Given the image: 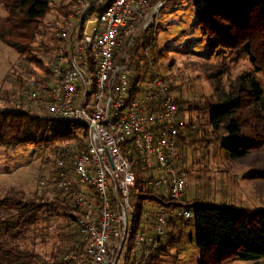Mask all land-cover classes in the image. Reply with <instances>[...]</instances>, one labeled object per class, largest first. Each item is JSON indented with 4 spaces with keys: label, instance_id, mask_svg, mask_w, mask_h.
Masks as SVG:
<instances>
[{
    "label": "built area",
    "instance_id": "1",
    "mask_svg": "<svg viewBox=\"0 0 264 264\" xmlns=\"http://www.w3.org/2000/svg\"><path fill=\"white\" fill-rule=\"evenodd\" d=\"M169 0H74L55 27L52 80L21 98L31 117L84 126L87 137L61 148L50 186L76 216L81 248L72 264H148L171 218L192 220L190 181L180 165L172 83L150 55ZM149 44L144 48V38ZM147 61L149 67H144ZM144 187L161 201H143ZM168 201L171 205H167Z\"/></svg>",
    "mask_w": 264,
    "mask_h": 264
},
{
    "label": "trees",
    "instance_id": "2",
    "mask_svg": "<svg viewBox=\"0 0 264 264\" xmlns=\"http://www.w3.org/2000/svg\"><path fill=\"white\" fill-rule=\"evenodd\" d=\"M55 1L0 0V6L7 13L0 21V40L16 49L21 59L31 61L43 71L44 76L37 75L36 69L20 62L25 72L35 79L34 90L38 89L39 84L45 85L53 78L50 66L54 52L47 45L57 43L55 27L67 21L74 4V0H58L57 4ZM194 3L197 5V24L202 39L206 41L208 56L244 51L253 70L264 72V0H194ZM52 10L57 12V16L49 22L46 17ZM48 34L51 36L40 45L44 54L50 52L45 62L38 54H34V44L37 37L43 38ZM148 44L149 39L145 37L144 48ZM152 51L157 63L161 51L157 50L155 44L151 46ZM144 67H149L147 61H144ZM226 71L218 69L216 75L212 74L213 94H202L200 102L186 97L181 83H172L179 106L180 165L190 175L195 171V163H198L197 166L201 163L198 157L202 159L211 149H217L223 151L226 160L231 162L226 170L240 164L251 170L253 178L264 182V89L252 71L242 72L225 85L221 74ZM177 77L172 74L170 78L176 81ZM17 85L19 90L30 91L22 75L17 77ZM17 93L19 91L12 90V93L5 92V97L0 95V144L17 146L31 143L41 146L62 140L63 144L57 152L60 156L64 145L83 143L87 137L84 126L60 122L53 124V121L31 117L23 110L2 112L3 106L16 107L13 103L18 101ZM3 101L6 103L2 104ZM197 153L199 161L195 158ZM200 166L201 173L197 176L192 199L187 194L181 204L176 203L180 206L190 202L188 207L193 211V219H169L167 233L156 252L149 255L148 264H162L163 257L169 255V248L184 242L186 237L187 241L195 242L201 252L199 264H226L236 259L264 264V201L262 206H237L234 202L223 200L217 202L211 190L208 170ZM144 181L138 178L140 198L137 219L142 216L143 201L144 209L148 198L161 201L151 190L143 189ZM219 191L223 196L227 195L224 188ZM167 205H171V202L168 201ZM57 208L65 216L67 229H56V240L48 251L27 247L30 232L34 230L35 240L40 239L38 223L45 218L46 213L53 216ZM75 220L76 216L61 191L51 197L45 193L27 199L22 194L0 197V264H72L65 262L63 257L81 248ZM191 225L194 231L188 232ZM49 236L55 239L52 234ZM41 240L46 243V240Z\"/></svg>",
    "mask_w": 264,
    "mask_h": 264
},
{
    "label": "rangeland",
    "instance_id": "3",
    "mask_svg": "<svg viewBox=\"0 0 264 264\" xmlns=\"http://www.w3.org/2000/svg\"><path fill=\"white\" fill-rule=\"evenodd\" d=\"M55 2L57 4L58 0ZM196 12L197 5L194 0H169L165 3L160 11V25L154 42L157 50L161 51L157 63H155V57L152 54L154 52H150L151 65L154 71L161 73L173 84L181 83L183 94L199 102L202 101L200 97L202 94L206 96L213 94L214 85L211 76L217 73L218 69L227 70L226 73L221 74L222 82L225 85L242 72L252 71L264 89V72L253 70L248 55L244 51L230 55L220 54L217 57L207 55L206 41L202 39L200 34L201 30L197 24ZM6 16L5 9L0 6V21ZM56 16L57 12L52 10L46 20L54 21ZM50 36L51 34L43 38L39 36L34 44L36 46L34 54H38L45 62L48 61L50 52L44 54V49L40 45L43 40L47 41ZM52 46L53 44L47 45L48 48ZM20 59V54L16 49L0 40V95L5 97L7 91L10 93L12 90L13 92L19 91L16 94L19 97L17 98L18 101L13 103L16 107L21 105V98L27 92V90L17 88V77L22 75V80H25L30 90L32 89L30 82L35 81L34 77L27 74V71L22 68L23 65L20 66V62L22 61V64L36 69L37 75L44 76L43 71L31 61ZM17 72L25 73L17 74ZM172 74L178 76L176 81L170 78ZM42 85L39 84L41 87ZM3 103L6 102L3 101ZM6 108L12 109L14 107H1L2 110ZM53 122L56 124V121ZM77 132L83 133V131ZM62 144V140L41 146L31 143L17 146L0 144V197L7 194H22L27 199L44 193L50 197L55 196L57 191L51 189L50 183L56 169L57 152ZM195 155L196 161L201 160L199 166L202 165L204 170H208L207 175L210 177L211 190L217 202L220 200L234 202L237 206L263 205L264 182L253 178L248 167L235 164L234 168L226 170L231 162L226 160L223 151L217 149H211L210 153L202 159L198 157L199 160L197 159L198 153ZM189 163H191V158H189ZM197 164L195 163L194 166L195 171L189 175L190 185L187 190L189 199H192L194 195L197 176L199 172L201 173V166L199 167ZM190 168L192 167L190 166ZM222 188H224L225 193L227 191V195L223 196L219 191ZM53 213V216L46 213L45 218L38 223L40 239L35 240L34 230L30 232L26 242L27 247H36L40 251H48L56 240V229L59 230V227L60 230L67 229L68 225L64 223L66 219L63 212L57 208ZM193 231L191 225L188 232ZM51 234L55 237L54 240L49 236ZM41 238L46 240V243H42ZM200 260V250L195 242L187 241L186 237L184 242L169 248V255L163 257L162 264H199ZM226 264H251V262L236 259Z\"/></svg>",
    "mask_w": 264,
    "mask_h": 264
}]
</instances>
